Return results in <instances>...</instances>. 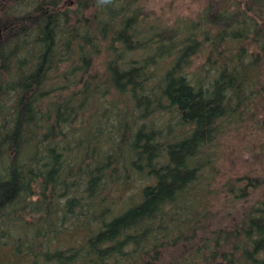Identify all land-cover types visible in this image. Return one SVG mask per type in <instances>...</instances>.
<instances>
[{
    "label": "trees",
    "instance_id": "1",
    "mask_svg": "<svg viewBox=\"0 0 264 264\" xmlns=\"http://www.w3.org/2000/svg\"><path fill=\"white\" fill-rule=\"evenodd\" d=\"M15 1L0 0V264H264V179L213 170L225 126L264 113V0L172 25L146 0Z\"/></svg>",
    "mask_w": 264,
    "mask_h": 264
},
{
    "label": "rangeland",
    "instance_id": "2",
    "mask_svg": "<svg viewBox=\"0 0 264 264\" xmlns=\"http://www.w3.org/2000/svg\"><path fill=\"white\" fill-rule=\"evenodd\" d=\"M205 1L208 7L212 6V8H215L222 0H146L145 12L172 25L175 19H193L206 5ZM15 2L17 4L19 1L16 0ZM8 7L9 5L7 4L0 7V19L6 15ZM4 30V27L0 28V41H3ZM200 61H195L192 67L193 70L200 64ZM103 62L104 56H99L94 62L93 71L97 70V74H102ZM11 63L14 62L12 61ZM4 106V112L7 115L10 105L9 103H4ZM166 120L167 117H160L158 114L153 117V121L159 127L165 126ZM257 121V124L247 122L243 123L241 127L235 128H227L225 126V134L220 136L215 142L216 160L213 164V170L216 184L220 185L226 179H246V177L264 179V113L257 115ZM144 184L145 182H141L139 186ZM244 184L245 181L242 182V185ZM129 190L126 195L136 193L138 188L134 185ZM263 194L264 186L255 192L254 198L260 199ZM219 198L221 201L216 205L217 209L221 208L224 197L220 195Z\"/></svg>",
    "mask_w": 264,
    "mask_h": 264
}]
</instances>
